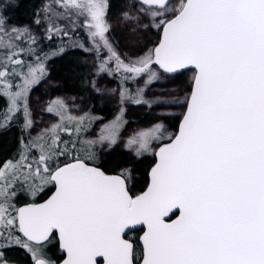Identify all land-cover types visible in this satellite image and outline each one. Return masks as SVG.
<instances>
[{
    "label": "snow or ice",
    "instance_id": "obj_1",
    "mask_svg": "<svg viewBox=\"0 0 264 264\" xmlns=\"http://www.w3.org/2000/svg\"><path fill=\"white\" fill-rule=\"evenodd\" d=\"M138 2L161 36L143 56L125 62L107 36L108 0H57L64 14L84 18L97 54L109 53L101 71L114 61L116 71L133 79L147 75L146 83L161 70L193 73L178 130L155 124L128 140L137 156L155 157L146 188L134 194L127 170L109 175L95 166V145L116 142L120 117L98 141L85 140L92 118L71 116L63 101H54L47 111L60 122L22 140L19 158L0 166V247L19 245L33 264H54L45 258L53 242L62 264H264V0ZM3 24L0 96L9 103L3 122L22 104L28 129V94L46 69L39 56L35 64L23 59L35 49L16 43L35 44L30 32ZM48 31L68 35L52 26ZM16 77L22 83L14 91ZM18 185L33 201L45 190L51 194L17 207Z\"/></svg>",
    "mask_w": 264,
    "mask_h": 264
},
{
    "label": "rangeland",
    "instance_id": "obj_2",
    "mask_svg": "<svg viewBox=\"0 0 264 264\" xmlns=\"http://www.w3.org/2000/svg\"><path fill=\"white\" fill-rule=\"evenodd\" d=\"M176 3L177 0L170 1V5ZM108 4L106 19L110 25L112 40L120 45L128 55V59H125L113 47L121 59L125 62L134 61L155 47L161 31L151 27L150 16L139 11L141 5L138 0H123L115 11L111 9L109 1ZM40 11L41 17L44 18L46 33H49L50 26L63 30H67L71 25L83 26L84 18L78 17L74 13L64 14V9L57 4V0H43ZM125 12L128 13L129 18H125ZM0 20L4 21L3 27L8 30L18 28L31 32L28 27L10 25L1 15ZM83 29L87 32L84 27ZM107 36L110 40L108 33ZM68 39L70 46L78 54V69L81 68L78 82L70 80L71 84H77L78 87L75 90L60 87L62 83L52 73V57L43 60L46 73L31 88L27 98L32 121V126L29 128L30 133L37 137L45 129L60 122L57 115L47 111L48 107L57 100L63 101L69 115L74 117L88 115L92 118L83 134L85 140L98 141L102 135L106 134L105 127L120 117L121 122L116 134V142L114 144L97 143V150L100 160H105L106 164L113 163L114 171L127 170L126 176L130 187L136 192L147 182V175L140 170V166L135 162L138 163L145 159L149 168L155 161V157L152 153L137 156L135 148L128 146V140L138 132L152 128L155 124H163L168 133L175 132L176 128L173 123L182 116L181 113L185 110V105L182 102L190 93L193 73L188 69L172 74L164 73L161 70L157 79L146 83L147 75L133 79L131 74L116 71L114 61L108 65L110 71H101L100 64L109 55L107 50L101 51L103 55L100 53L98 55L95 50L86 51L85 49L90 48L84 47L79 38L70 35ZM67 72L71 74L72 71ZM125 77L129 78L125 79ZM129 82H133L134 89L127 86L126 83ZM125 89L127 92L122 98L121 92ZM136 99H141L143 102L137 104L135 103ZM158 146L159 142L154 141L153 151ZM46 249L45 258L47 259ZM23 254L26 253L22 252L20 256H14L0 248V264H27L22 257Z\"/></svg>",
    "mask_w": 264,
    "mask_h": 264
},
{
    "label": "trees",
    "instance_id": "obj_3",
    "mask_svg": "<svg viewBox=\"0 0 264 264\" xmlns=\"http://www.w3.org/2000/svg\"><path fill=\"white\" fill-rule=\"evenodd\" d=\"M111 4V9L116 10L117 7L121 4L123 0H108ZM43 0H0V15L4 18V20L9 23L10 25L14 26H25L28 27L35 38V44H30L27 39L22 40L18 44L28 49L29 47L35 49V55H27L23 56V59L28 62L35 64L36 57L39 56L40 59L43 61L49 57L51 58V65H52V73L55 75L57 80L62 83V86L66 89H77L78 85L71 84L70 80L73 79L78 82V78L81 74V68L78 69L77 64V57L78 54L76 53L75 49L70 46L69 43V36L73 35L81 40L84 47L90 48L94 50V45L92 41L88 37V33L83 29L82 25H71L67 30H64L68 33L67 36L61 34H54V33H46L45 22L44 18H42V14H40V9ZM39 20V23L36 21ZM51 35L52 38L48 39V36ZM110 40L113 44V47L122 55L125 59H128V55L126 52L112 40L110 31L108 32ZM161 35V33H160ZM160 38V37H159ZM159 40V39H158ZM158 42V41H157ZM63 49V52H60V49ZM103 51V50H102ZM3 50H0L2 53ZM56 53V54H53ZM101 55H103L100 52ZM103 57V56H102ZM67 71H72L71 74H68ZM76 74V75H74ZM20 78L16 77L12 79V83L14 85L13 90H17L15 88L16 84H20ZM76 82V83H77ZM127 86H131L133 88V82L126 83ZM9 107V103L6 97L0 96V166L3 165L6 161L14 160L19 158V153L22 149L23 140L24 143L36 138L30 133L29 128H24V113H23V105L21 104V110L15 113L6 124L3 122V116L6 113ZM180 117L175 120L173 123L175 128H177L178 122ZM91 121V120H90ZM90 122L87 123V127L89 126ZM84 132L82 133V138ZM64 139H67V135H63ZM94 151L96 153V161L95 163L100 164L105 169L109 171H114L113 163L106 164L105 160H100L99 153L97 150V145H95ZM32 155H36L35 150H33ZM144 156V155H141ZM111 162V161H110ZM137 165L140 166V170L147 175V182H148V162L143 159L141 161L135 162ZM111 169V170H110ZM119 172V171H118ZM121 173V172H120ZM128 181V178H127ZM147 182L140 187V189L144 188ZM129 187L130 183L128 181ZM131 189V187H130ZM139 189V190H140ZM132 190V189H131ZM17 196L14 199V203L18 206L22 202L26 201H33L32 198L29 197L27 191L21 188L19 185L17 186ZM48 190H45L44 193L37 198L41 199L48 194ZM129 237L132 239H137L138 234L136 233H129ZM50 246L46 249V256L47 259L51 261H58L63 257V253L59 250L58 243L53 242L49 244ZM11 255L20 256L22 252L24 260H26L27 264H33V260L31 255L19 245L14 243L9 244L8 246L0 247Z\"/></svg>",
    "mask_w": 264,
    "mask_h": 264
},
{
    "label": "water",
    "instance_id": "obj_4",
    "mask_svg": "<svg viewBox=\"0 0 264 264\" xmlns=\"http://www.w3.org/2000/svg\"><path fill=\"white\" fill-rule=\"evenodd\" d=\"M171 0H169V2H170ZM161 36V35H160ZM160 39V38H159ZM159 43V40H158V42L156 43V45ZM155 45V46H156ZM182 71V70H181ZM191 90V89H190ZM182 119V116L180 117V120ZM180 120H179V122H180ZM179 122H178V125H177V128H176V130H175V132L178 130V127H179ZM166 142V141H165ZM159 147V146H158ZM158 149V148H157ZM155 162V161H154ZM154 162H153V164H154ZM153 164L151 165V167L153 166ZM95 166H98V167H100L106 174H109V175H116V174H120V172H118V171H107V170H105L101 165H99V164H97V163H95ZM151 167L149 168V170H148V173H149V171H150V169H151ZM127 184H128V181H127ZM147 185V184H146ZM128 187H129V184H128ZM130 188V187H129ZM146 188V186L141 190V191H143L144 189ZM131 190V189H130ZM141 191H139V192H141ZM139 192H136V193H134V194H138ZM51 194V192H49L46 196H44L43 198H41V199H38V200H36V201H26V202H22V203H20L17 207H22V206H24L25 204H27V203H32V202H43L44 200H46L47 198H48V196ZM63 258L64 257H62L60 260H58V261H56V262H54V264H62V260H63Z\"/></svg>",
    "mask_w": 264,
    "mask_h": 264
},
{
    "label": "flooded vegetation",
    "instance_id": "obj_5",
    "mask_svg": "<svg viewBox=\"0 0 264 264\" xmlns=\"http://www.w3.org/2000/svg\"><path fill=\"white\" fill-rule=\"evenodd\" d=\"M98 164V163H97ZM100 165V164H99ZM103 167V166H102ZM104 168V167H103ZM105 169V168H104ZM105 170H107V171H109L108 169H105ZM143 189V188H142ZM142 189H140V190H138V191H136V192H139V191H141ZM133 193H136L135 191H133V190H131ZM50 192V191H49ZM48 192V193H49ZM136 234H138V236L140 235V233H136Z\"/></svg>",
    "mask_w": 264,
    "mask_h": 264
}]
</instances>
